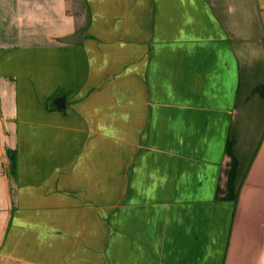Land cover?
Listing matches in <instances>:
<instances>
[{
  "label": "crops",
  "instance_id": "crops-1",
  "mask_svg": "<svg viewBox=\"0 0 264 264\" xmlns=\"http://www.w3.org/2000/svg\"><path fill=\"white\" fill-rule=\"evenodd\" d=\"M0 264H264V0H0Z\"/></svg>",
  "mask_w": 264,
  "mask_h": 264
},
{
  "label": "water",
  "instance_id": "water-1",
  "mask_svg": "<svg viewBox=\"0 0 264 264\" xmlns=\"http://www.w3.org/2000/svg\"><path fill=\"white\" fill-rule=\"evenodd\" d=\"M80 36H81V34L78 33V34L71 36L70 38L62 40V42L76 44V43H79L77 38H79ZM63 103H64V101L62 98H58L55 102V104L57 105L58 108L63 107Z\"/></svg>",
  "mask_w": 264,
  "mask_h": 264
}]
</instances>
